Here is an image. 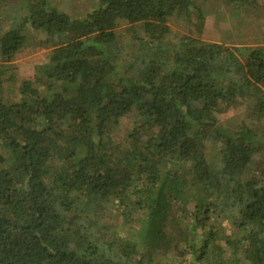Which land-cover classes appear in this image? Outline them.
Masks as SVG:
<instances>
[{
    "label": "trees",
    "instance_id": "obj_1",
    "mask_svg": "<svg viewBox=\"0 0 264 264\" xmlns=\"http://www.w3.org/2000/svg\"><path fill=\"white\" fill-rule=\"evenodd\" d=\"M13 1L0 4V264H264V50L168 40L171 18L201 22L197 1L215 0H95L80 18ZM34 35L48 58L7 101L5 69Z\"/></svg>",
    "mask_w": 264,
    "mask_h": 264
},
{
    "label": "rangeland",
    "instance_id": "obj_2",
    "mask_svg": "<svg viewBox=\"0 0 264 264\" xmlns=\"http://www.w3.org/2000/svg\"><path fill=\"white\" fill-rule=\"evenodd\" d=\"M13 2V0H0V4L9 5ZM94 3L95 0H54L53 4L68 12L72 18H80L93 8ZM197 5L203 12V20L200 22L194 16L179 19L171 18L167 23L170 30L168 40L176 42L182 36H188L208 43H223L226 45L262 48L264 50V0H253L247 9L232 7L226 4L224 0L209 2L197 1ZM5 16L6 13L2 15V17ZM129 27V25L121 23L116 29L121 40L122 48L129 46ZM32 39L33 42L30 44L29 49L25 50L5 69L6 81L4 82V95L7 101L18 100L16 89L19 83L32 78L35 75L37 67L45 63L48 58L47 56L50 50L39 48V43L44 40V36L34 35ZM240 112V110H234L224 117V121L229 120L231 117L236 119L240 116ZM122 123L124 125L130 124V121L124 120ZM122 133L123 130L120 129V137H122ZM114 191V195L116 196L117 192L120 191L119 187H116ZM110 196L111 198L103 203L107 205L106 208H110L112 205L114 206L113 196L111 194L106 195V197ZM90 198L95 201L96 205L102 202V198L99 196H92ZM177 205L173 206L172 211L177 209ZM186 207L189 210L188 212H192L193 203H188ZM96 212L97 217L98 210ZM97 220H101L100 217H97ZM169 220L165 225V230L168 234L165 239L171 240L170 242H175L174 238L176 239L177 234L176 228H179V226L175 227V224L171 220L169 222ZM106 221L108 220L104 219L103 222ZM219 221H214L212 225H218ZM165 244L159 243L155 252L159 253L164 251ZM170 253V256L174 257L176 255L175 249L170 251ZM184 258L186 259L185 256ZM151 264H162L160 262V256L154 255Z\"/></svg>",
    "mask_w": 264,
    "mask_h": 264
}]
</instances>
